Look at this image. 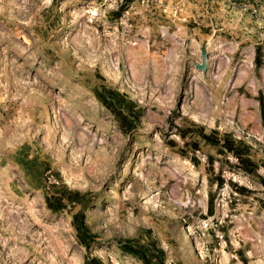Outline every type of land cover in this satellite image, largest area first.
Here are the masks:
<instances>
[{"label": "rangeland", "instance_id": "obj_1", "mask_svg": "<svg viewBox=\"0 0 264 264\" xmlns=\"http://www.w3.org/2000/svg\"><path fill=\"white\" fill-rule=\"evenodd\" d=\"M231 36L258 55L236 101L263 107L233 135L254 173L199 134L219 107L211 53ZM105 89L133 102L127 126ZM262 177L264 0H0V264H143L120 248L134 238L154 239L165 264H264V231L247 244L231 230L240 209L264 208ZM67 189L82 203L61 206Z\"/></svg>", "mask_w": 264, "mask_h": 264}, {"label": "crops", "instance_id": "obj_2", "mask_svg": "<svg viewBox=\"0 0 264 264\" xmlns=\"http://www.w3.org/2000/svg\"><path fill=\"white\" fill-rule=\"evenodd\" d=\"M242 41L244 40H240L239 38L232 36L230 38H219L218 46L213 52L211 51V56H214V59H211L210 61L215 60L214 69L216 71L217 78L216 88L220 90V96L216 100L219 105L218 109H216L213 113H205L204 116L206 120H210V122L207 123V126H209V132L216 129L220 132L231 133L235 136L237 128H244L250 120L257 119L261 113L263 101H259L258 99L260 98H252L248 100L247 97H242L240 105L238 101H236V97L239 95L238 89L242 86V80L246 76V72L240 71V69L247 61L252 63L255 60L256 55V48L251 44H246V50L240 51L239 45ZM244 52L246 54H243ZM237 54L241 55L238 59L236 58ZM223 56H225L227 60H224ZM234 60H236L235 63ZM235 67H238V69H236V73L234 71ZM253 84L257 89V85L254 80ZM224 90H227V93L224 94ZM257 91L258 89L256 92ZM249 103L253 106V110H248L247 105ZM236 119H239V124H234ZM206 130L207 129L205 128V131ZM226 154L229 155L228 152H226ZM258 211L259 212H256L255 209H240V214L238 215L246 217V219H239L232 226V233H238L240 238L247 244L257 240L260 237L261 231H264V208ZM256 221L259 223H256ZM261 248L263 250L262 255L264 259V246L262 245ZM221 249H223L225 254H222V259L227 260L230 256H234L232 251L227 252L225 248ZM252 250H254V248ZM244 256L246 257L247 255Z\"/></svg>", "mask_w": 264, "mask_h": 264}, {"label": "trees", "instance_id": "obj_3", "mask_svg": "<svg viewBox=\"0 0 264 264\" xmlns=\"http://www.w3.org/2000/svg\"><path fill=\"white\" fill-rule=\"evenodd\" d=\"M258 55L255 57V62L257 64ZM107 96H104V95ZM98 99L109 109H111L115 116L120 122L127 126L125 123L127 120V115L125 114L123 108H128L133 102L124 97L117 91L111 89H105L104 92H99L96 94ZM114 99L118 101V105L114 102ZM131 122V121H130ZM200 136L205 142L217 147L220 153H230L237 159L236 167L244 170L247 173H254L257 169V163L250 157V151L252 146L242 139H236L231 133H223L221 136L216 129L211 130L209 133L203 131V127L199 129ZM172 144L174 142L172 141ZM196 146V142L192 143ZM219 178V183L223 182L221 177ZM264 185V178H261ZM240 190H244L241 189ZM82 194L77 190H66L65 195L58 198V202L62 206V201L66 198L68 203H82ZM211 198L209 199V209L211 210ZM73 224L76 229L77 237L80 242L87 246V240L92 238V234L84 223V213L82 210L76 212L73 215ZM120 248L122 251L136 256L142 261L143 264H165V251L158 245L154 239L141 240L140 238H134L121 243ZM84 264H103V262L98 257L87 258Z\"/></svg>", "mask_w": 264, "mask_h": 264}, {"label": "built area", "instance_id": "obj_4", "mask_svg": "<svg viewBox=\"0 0 264 264\" xmlns=\"http://www.w3.org/2000/svg\"><path fill=\"white\" fill-rule=\"evenodd\" d=\"M253 12H255V9H253ZM215 236H216L217 238H219V240L224 241V240H223V234L220 233L219 231H216ZM218 243H220V242H218ZM217 261H218V258L214 257V259H212V264H217Z\"/></svg>", "mask_w": 264, "mask_h": 264}]
</instances>
